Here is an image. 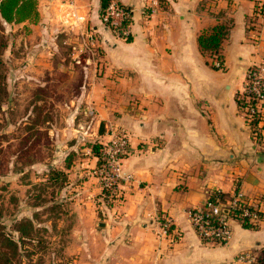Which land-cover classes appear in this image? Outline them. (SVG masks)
<instances>
[{"label": "crops", "instance_id": "0c3cea01", "mask_svg": "<svg viewBox=\"0 0 264 264\" xmlns=\"http://www.w3.org/2000/svg\"><path fill=\"white\" fill-rule=\"evenodd\" d=\"M69 2L94 32L93 55L74 59L75 40L53 32L58 10ZM118 2L131 10L129 39L102 21L100 0H39L38 20L27 23L34 45H43L32 61L45 55L54 69L56 50L66 45L80 67L67 71L70 79L79 78L77 107L91 109L97 124L129 137L122 173L132 179L119 180L107 226L138 242L117 251L129 254V264H256L264 256V214L257 228L233 221L229 241L212 245L199 240L187 211L213 192L223 200L235 191L264 197V146L251 138L236 102L247 69L264 62V15L254 11L252 0ZM218 24L228 26L221 42L225 70L213 69L198 44L199 34ZM98 136L106 139L107 133L100 129ZM96 163L92 152L81 165ZM90 189L99 191L92 183ZM163 220L170 222L173 240L157 234ZM241 254L254 262L239 260Z\"/></svg>", "mask_w": 264, "mask_h": 264}, {"label": "rangeland", "instance_id": "374dc122", "mask_svg": "<svg viewBox=\"0 0 264 264\" xmlns=\"http://www.w3.org/2000/svg\"><path fill=\"white\" fill-rule=\"evenodd\" d=\"M27 23L33 22L2 24L5 46L0 55V222L15 238L14 225L22 218H32L37 229L34 240L24 244L32 255L13 264H129V254L118 252L117 246L138 240L125 230H109L112 202L102 196L93 173L97 163L81 165L92 157V145L106 141L98 132L106 135L108 126L97 124L91 109L77 107L79 78L70 79L67 71L80 67L66 45L56 50L54 69L45 55H38L36 64L32 61L34 49L43 45H34ZM59 25L58 19L54 28ZM54 28L57 38L68 36ZM49 168L64 171L65 180L51 183ZM91 183L99 191L88 190ZM53 202L60 204L55 211Z\"/></svg>", "mask_w": 264, "mask_h": 264}, {"label": "built area", "instance_id": "2783aa9c", "mask_svg": "<svg viewBox=\"0 0 264 264\" xmlns=\"http://www.w3.org/2000/svg\"><path fill=\"white\" fill-rule=\"evenodd\" d=\"M254 11L258 15H264V0H252ZM130 9L118 2L109 0L100 18L114 32L115 35L127 38L129 36ZM86 18L78 7L73 3H67L66 7L59 9V27L54 28L55 32H65L75 40L71 43L72 54L77 59L81 54H95L97 44L95 43L94 32L86 28ZM256 69L247 72V80L244 82L243 91L253 96L258 104L249 110L264 114V62L255 65ZM261 122L264 116L261 117ZM129 152V137L123 129L108 126L107 139L101 143L97 164L93 168L100 186L102 196L113 202L120 195L118 186L119 180L132 179L131 175H123L122 160ZM189 221L194 232L202 243L212 245H223L229 241L232 235V222L239 224L245 222L256 224L261 215L264 214V197L256 196L248 198L235 191L228 199L219 198L218 194H209L207 200L190 208L187 211ZM170 222L163 220L159 224V235H169ZM239 260H246L253 263L254 258L248 254L238 256Z\"/></svg>", "mask_w": 264, "mask_h": 264}, {"label": "trees", "instance_id": "16d2710c", "mask_svg": "<svg viewBox=\"0 0 264 264\" xmlns=\"http://www.w3.org/2000/svg\"><path fill=\"white\" fill-rule=\"evenodd\" d=\"M109 0H100L99 13L102 14L104 8L107 6ZM38 19L37 0H0V55L2 48L5 46V38L2 33V24H14L25 21L36 22ZM130 20L126 21L128 24ZM228 31V26L218 24L213 26L209 30L202 31L198 36V44L201 53L206 57V62L213 68L219 70H225L224 57L221 53V42L225 38ZM130 37L127 36L126 39ZM0 64L2 60L0 58ZM256 69L255 65L250 66L247 72H252ZM247 75L245 80H247ZM245 82V81H244ZM3 77L0 75V94L3 89ZM236 102L241 111L244 112V116L250 127L251 138L264 146V118L261 122V117L264 114L260 112H253L248 114L252 107H255L258 102L250 94H246L244 91L238 93L236 96ZM92 152L98 156L100 145H92ZM67 168L69 165L66 166ZM47 179L56 184L61 180H65L66 174L62 170L55 168H49L46 173ZM214 193V192H213ZM212 193V194H213ZM220 196V195H219ZM60 206L59 202H53L51 205V211H55ZM36 215V214H35ZM263 215H261L262 217ZM260 217V219H261ZM244 228H257L258 223L248 224L245 222L240 223ZM170 226L168 227L169 231ZM17 236L16 238L5 230V226L0 222V264H13L19 257H28L32 255L29 248H26L24 244L26 241L34 240L36 237V226L32 218H22L18 220L13 229ZM25 247V248H24ZM25 253V254H22ZM256 264H264V256Z\"/></svg>", "mask_w": 264, "mask_h": 264}, {"label": "water", "instance_id": "95a60500", "mask_svg": "<svg viewBox=\"0 0 264 264\" xmlns=\"http://www.w3.org/2000/svg\"><path fill=\"white\" fill-rule=\"evenodd\" d=\"M105 224L103 222H100L99 223V226H104Z\"/></svg>", "mask_w": 264, "mask_h": 264}]
</instances>
